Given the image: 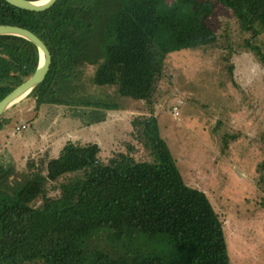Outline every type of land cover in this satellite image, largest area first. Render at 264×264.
I'll return each mask as SVG.
<instances>
[{"label":"trees","instance_id":"1","mask_svg":"<svg viewBox=\"0 0 264 264\" xmlns=\"http://www.w3.org/2000/svg\"><path fill=\"white\" fill-rule=\"evenodd\" d=\"M218 6L253 39L264 35V0H59L45 12L0 0V26L30 30L52 54L48 77L26 99L35 116L47 106L80 113L108 108L88 94L87 67L95 68L94 86L151 104L168 55L220 43L209 22ZM244 47L264 65L259 46L247 40ZM39 63L35 44L0 36V102ZM16 121L9 113L0 118V137L9 143L0 142V264H232L221 216L205 193L187 184L154 117L134 122L155 163L137 162L130 153L103 162L99 145L69 142L58 157L37 161L35 155L23 170L13 162ZM138 234L166 238L171 250H117Z\"/></svg>","mask_w":264,"mask_h":264},{"label":"rangeland","instance_id":"2","mask_svg":"<svg viewBox=\"0 0 264 264\" xmlns=\"http://www.w3.org/2000/svg\"><path fill=\"white\" fill-rule=\"evenodd\" d=\"M209 22L220 43L168 55L151 104L125 98L116 87L94 86V67L85 71L88 94L108 108L74 113L47 106L35 116V104L21 102L8 112L19 121L13 162L23 170L35 155L37 161L55 158L69 142H79L99 145L103 162L130 153L137 162L155 163L134 122L152 116L187 184L205 193L221 216L232 264H264V65L244 49L251 40L264 52V35L253 39L222 6ZM3 135L0 142L8 145ZM119 245L117 250L161 255L171 250L168 239L142 234Z\"/></svg>","mask_w":264,"mask_h":264},{"label":"water","instance_id":"3","mask_svg":"<svg viewBox=\"0 0 264 264\" xmlns=\"http://www.w3.org/2000/svg\"><path fill=\"white\" fill-rule=\"evenodd\" d=\"M11 5L32 12H45L59 0H6ZM0 36H13L35 44L40 52V63L36 73L0 102V118L26 100L48 77L52 66V54L44 41L30 30L16 26H0Z\"/></svg>","mask_w":264,"mask_h":264},{"label":"built area","instance_id":"4","mask_svg":"<svg viewBox=\"0 0 264 264\" xmlns=\"http://www.w3.org/2000/svg\"><path fill=\"white\" fill-rule=\"evenodd\" d=\"M25 130L27 129V127H23ZM19 130H22V128L21 127H19Z\"/></svg>","mask_w":264,"mask_h":264},{"label":"crops","instance_id":"5","mask_svg":"<svg viewBox=\"0 0 264 264\" xmlns=\"http://www.w3.org/2000/svg\"><path fill=\"white\" fill-rule=\"evenodd\" d=\"M19 106H21V105H19ZM15 108H17V107H15ZM40 117V116H39ZM101 121V120H100ZM31 128V127H30ZM17 139V138H16Z\"/></svg>","mask_w":264,"mask_h":264},{"label":"bare ground","instance_id":"6","mask_svg":"<svg viewBox=\"0 0 264 264\" xmlns=\"http://www.w3.org/2000/svg\"><path fill=\"white\" fill-rule=\"evenodd\" d=\"M46 1H48V0H46Z\"/></svg>","mask_w":264,"mask_h":264}]
</instances>
